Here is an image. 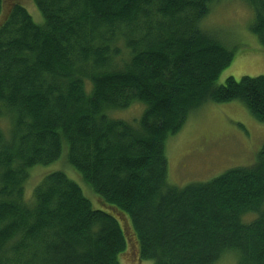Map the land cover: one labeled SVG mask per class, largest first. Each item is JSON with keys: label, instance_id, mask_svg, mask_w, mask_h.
I'll use <instances>...</instances> for the list:
<instances>
[{"label": "trees", "instance_id": "1", "mask_svg": "<svg viewBox=\"0 0 264 264\" xmlns=\"http://www.w3.org/2000/svg\"><path fill=\"white\" fill-rule=\"evenodd\" d=\"M218 0H0V264H264V143L249 166L168 183L165 142L207 102L264 122V75L227 77L234 51L201 26ZM264 46V0H245ZM143 104L126 121L111 114ZM138 104V103H137ZM66 158L29 198L30 169Z\"/></svg>", "mask_w": 264, "mask_h": 264}, {"label": "rangeland", "instance_id": "2", "mask_svg": "<svg viewBox=\"0 0 264 264\" xmlns=\"http://www.w3.org/2000/svg\"><path fill=\"white\" fill-rule=\"evenodd\" d=\"M10 2L21 4L35 23H42V16L32 0H5L4 11ZM251 19L252 10L245 0H218L202 20L204 29L216 34L234 51L231 63L221 72L216 85L224 83L227 77L239 80L243 76L264 75V46L249 29ZM143 108V104L135 102L111 116L131 122L140 116ZM263 143L264 122L255 119L242 103L207 102L189 115L178 133L166 140L167 181L182 187L191 182L208 181L234 167L249 166ZM66 153L64 144L56 160L30 169L24 185L25 197L31 196L34 187L46 174L61 171L81 187L94 208L104 209L90 186L68 164ZM121 264H141L130 246L121 257ZM142 264H152V261H143ZM216 264H237V259L234 253L229 252L222 255Z\"/></svg>", "mask_w": 264, "mask_h": 264}]
</instances>
